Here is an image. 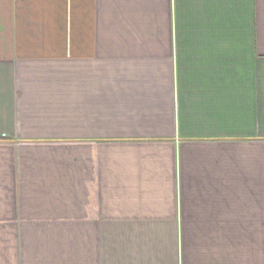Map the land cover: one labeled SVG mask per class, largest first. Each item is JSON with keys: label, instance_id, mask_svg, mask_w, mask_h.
<instances>
[{"label": "crops", "instance_id": "crops-1", "mask_svg": "<svg viewBox=\"0 0 264 264\" xmlns=\"http://www.w3.org/2000/svg\"><path fill=\"white\" fill-rule=\"evenodd\" d=\"M0 264H264V0H0Z\"/></svg>", "mask_w": 264, "mask_h": 264}]
</instances>
